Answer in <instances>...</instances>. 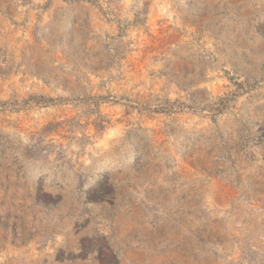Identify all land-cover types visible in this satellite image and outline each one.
<instances>
[{
	"label": "rangeland",
	"instance_id": "1",
	"mask_svg": "<svg viewBox=\"0 0 264 264\" xmlns=\"http://www.w3.org/2000/svg\"><path fill=\"white\" fill-rule=\"evenodd\" d=\"M0 264H264V0H0Z\"/></svg>",
	"mask_w": 264,
	"mask_h": 264
}]
</instances>
